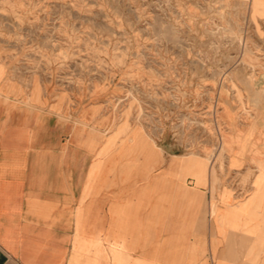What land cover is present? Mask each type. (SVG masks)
<instances>
[{"label": "rangeland", "instance_id": "obj_1", "mask_svg": "<svg viewBox=\"0 0 264 264\" xmlns=\"http://www.w3.org/2000/svg\"><path fill=\"white\" fill-rule=\"evenodd\" d=\"M0 62L62 141L99 137L81 176L116 188L137 230L191 233L196 199L197 232L264 246V0H0ZM196 164L203 185L185 174ZM157 202L171 234L149 227Z\"/></svg>", "mask_w": 264, "mask_h": 264}, {"label": "crops", "instance_id": "obj_2", "mask_svg": "<svg viewBox=\"0 0 264 264\" xmlns=\"http://www.w3.org/2000/svg\"><path fill=\"white\" fill-rule=\"evenodd\" d=\"M8 76L0 62V264H264V246L251 251L257 242L253 235L241 230L221 235L215 228L210 236L197 232L203 204L199 209L195 194L191 233L150 239L137 230L139 215L117 200L116 188L88 185L81 176V146L92 147L98 157L99 137L81 138V129L71 127V137L62 141L65 130L54 131L51 113ZM38 111L44 122H38ZM187 173L204 184L197 164ZM257 180L264 181V173ZM166 212L157 202L146 218L149 227L176 231ZM149 232L155 238V230ZM139 241L145 248H133ZM150 243L163 248H149Z\"/></svg>", "mask_w": 264, "mask_h": 264}, {"label": "bare ground", "instance_id": "obj_3", "mask_svg": "<svg viewBox=\"0 0 264 264\" xmlns=\"http://www.w3.org/2000/svg\"><path fill=\"white\" fill-rule=\"evenodd\" d=\"M252 2L255 3V0H252ZM153 183H154L153 185H158V184H160V180L154 179Z\"/></svg>", "mask_w": 264, "mask_h": 264}]
</instances>
